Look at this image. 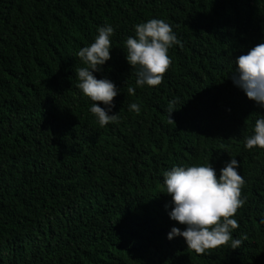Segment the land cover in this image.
Listing matches in <instances>:
<instances>
[{
    "label": "trees",
    "instance_id": "trees-1",
    "mask_svg": "<svg viewBox=\"0 0 264 264\" xmlns=\"http://www.w3.org/2000/svg\"><path fill=\"white\" fill-rule=\"evenodd\" d=\"M149 18L181 45L158 85L137 87L123 40ZM105 23L110 59L94 75L119 91L117 120L100 127L74 69ZM262 39L264 0H0V264H264V148L244 147L264 108L230 78ZM232 158L239 247L168 239L184 225L167 214L163 172L209 162L218 176Z\"/></svg>",
    "mask_w": 264,
    "mask_h": 264
},
{
    "label": "clouds",
    "instance_id": "clouds-1",
    "mask_svg": "<svg viewBox=\"0 0 264 264\" xmlns=\"http://www.w3.org/2000/svg\"><path fill=\"white\" fill-rule=\"evenodd\" d=\"M113 31L107 23L97 26L92 42L75 53L83 63L74 69L75 86L93 101L89 112L100 127L117 120V113L112 112V102L119 89L111 80L98 79L94 75L110 59ZM133 31L134 36H127L123 45L125 59L134 70L135 84L137 87L156 86L169 66V49L181 45V41L171 26L159 18L134 24ZM234 64V71L230 73L233 85L264 108V39L238 55ZM127 91L132 94L134 89L128 87ZM97 102H102L104 107ZM128 109L139 111L135 102L130 103ZM244 147L264 148V115L254 120L251 134L244 136ZM238 166V161L232 158L219 169L218 176L209 162L173 165L163 172L162 192L171 197L167 214L171 220L184 225L183 229L172 226L166 234L168 239L182 237L187 248L197 254L229 242L232 249L239 247L242 238L232 236L238 226L233 216L244 203L240 194L243 179ZM168 207L166 204L165 208Z\"/></svg>",
    "mask_w": 264,
    "mask_h": 264
}]
</instances>
